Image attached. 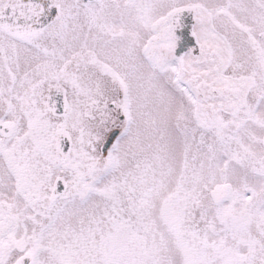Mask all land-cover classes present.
Instances as JSON below:
<instances>
[{
	"label": "snow or ice",
	"instance_id": "obj_1",
	"mask_svg": "<svg viewBox=\"0 0 264 264\" xmlns=\"http://www.w3.org/2000/svg\"><path fill=\"white\" fill-rule=\"evenodd\" d=\"M0 264H264V0H0Z\"/></svg>",
	"mask_w": 264,
	"mask_h": 264
}]
</instances>
